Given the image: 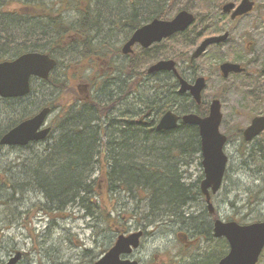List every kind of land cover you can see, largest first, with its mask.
Here are the masks:
<instances>
[{
    "label": "trees",
    "instance_id": "obj_1",
    "mask_svg": "<svg viewBox=\"0 0 264 264\" xmlns=\"http://www.w3.org/2000/svg\"><path fill=\"white\" fill-rule=\"evenodd\" d=\"M206 1L212 5L219 0ZM89 3L90 0H0V61L26 51L51 54L62 36L72 33L70 16L79 25L76 33L87 36L90 30L85 28L86 23L96 17ZM111 9L105 12L114 18H126L114 7V11ZM82 44L84 47V41ZM78 100L80 96L69 76L60 77L55 70L45 81L31 79L28 95L0 98V137L44 106H50L52 111L58 109L56 117L60 118L52 120L51 131L42 142L24 147L0 145V151L18 153L12 160L0 154V236L1 231L11 228L16 221L11 202L18 206L26 193L34 191L43 200L26 208L25 213L64 217L68 208L76 206L114 234L122 232L123 224L130 218L141 228L152 227L153 232L160 225H176L175 233L178 228L187 227L193 239L204 243L205 251L216 247L214 253L204 252L210 256L205 264L221 259L228 249L226 240L213 237L210 222L205 218L181 210L187 206L188 199H202L198 185L202 175L196 183L189 184L181 180L183 175L178 169L180 165H190L195 157L201 158L197 127L182 124L178 127L181 133H161L151 127L150 132L145 126L132 125L129 119L123 123L109 120L105 126L100 101L90 100L89 107ZM120 128L122 133L117 134ZM37 145L42 147L37 149ZM246 154L250 162L259 164L256 171L264 174V149L248 147ZM95 172L98 175L92 177ZM260 181L261 186L255 189L253 201L248 200V205L259 202V194L264 193V177ZM104 192L107 202L100 199ZM120 198L128 202L120 206ZM197 219L201 222L197 223ZM106 242L103 240L97 246L100 254L111 244ZM99 253L89 257L88 264ZM263 261L264 250L258 264Z\"/></svg>",
    "mask_w": 264,
    "mask_h": 264
},
{
    "label": "flooded vegetation",
    "instance_id": "obj_2",
    "mask_svg": "<svg viewBox=\"0 0 264 264\" xmlns=\"http://www.w3.org/2000/svg\"><path fill=\"white\" fill-rule=\"evenodd\" d=\"M174 1H149L147 5L143 6H140L139 2L133 3L131 16L117 17L113 27L112 23L107 24V26H111L109 29L115 30L118 34L123 33V27L126 29L120 40H116L115 43L110 41L111 39L108 37L106 38L107 34L100 38L95 31L94 24L90 27L87 36L75 32L63 35L68 36L70 41L67 46L62 44L60 49L58 48L59 51L68 52V47L69 51L71 50L70 60L74 64L73 68H86L87 71L86 74H83L84 78H82V74L78 75L77 72L69 77V82L80 96L78 102L83 101L91 107L90 100L100 101L104 111L102 121L105 126L109 120L114 119L118 123H123L124 118H126L134 126L149 125L161 133H181L183 131L178 127L184 124L182 121L184 115L194 114L201 118L206 117L209 114L210 103L217 99L222 114L219 130L227 137L225 145L229 143V138L231 140L232 137H236L246 146L252 147L250 146L252 142L264 135L263 130L249 142H245L243 139V131L251 124L253 118L264 114V33L258 32L257 28L252 32L245 31V29L235 31L236 27L233 22L241 20L254 11L257 7L255 0H252L253 7L249 12L234 18L231 17V12L241 0L221 2L219 11L224 17L215 18L208 14L195 16L190 12L194 16V20L185 30L172 33L159 41H153L147 47L135 42L126 48L127 42L139 27L154 19L169 21L180 11H188L182 6L178 7ZM227 2L234 4L230 13H224L221 9L222 5ZM120 14L122 15L121 12ZM225 16L226 19L228 18V23L224 22ZM260 19L264 25V16ZM223 34L226 35L223 40L209 43L201 53L195 56V52L202 41ZM82 41H84V47ZM50 56L53 58L52 55ZM54 59L56 65L53 68L56 69L59 62L55 57ZM159 62H163L160 68H174L176 72L172 69H159L149 72V69L155 68ZM227 63L236 66H224ZM221 68H242V71H232L223 75ZM34 78L40 81L44 80L38 77ZM199 78H203L204 87L200 92V99L197 101L189 89L180 91V79L192 86ZM214 78L220 79L227 85L210 94H205L207 83ZM105 88L107 89V96H105ZM81 90L83 91L81 92ZM238 92V99L243 104L241 105L243 111L236 110L234 116H225L222 110L226 97L229 93L235 95ZM143 94H145L146 99H143ZM130 98H135V101H129ZM49 108L46 122L53 112L50 106ZM165 111H171L178 117L177 125L173 129L158 130L156 126ZM55 115H58V109L55 110ZM242 115L244 117L241 123L234 124L235 120H239ZM54 119L60 118L55 116ZM47 125L51 126L49 123ZM122 130V128L118 129L117 134L122 133ZM181 180H187V178L182 176ZM199 197L202 198V195ZM196 200L199 201L195 198L190 199L187 206L181 210L192 214L197 213V217H202L205 211L208 213L207 207L206 210L202 207L200 211L194 212L198 210ZM205 219L210 222L212 230L214 218L209 215L208 219L206 217ZM139 229L143 231L139 238V246L132 249L130 253L121 255V258L135 260L138 264H146L147 261L142 263L140 258L135 256V253L144 237L153 234V230L147 231L140 227L133 230L123 229L119 234L128 235ZM176 237L182 246V251L177 253L174 259L169 258L163 264H204V252H215L216 247H212L213 244L208 245L212 247L211 250L209 247L206 251L197 248L199 243L193 239L194 237L187 227L178 228ZM113 242L111 241V244ZM192 251L194 254L191 253ZM153 260L154 257L148 260L147 264H154L151 262Z\"/></svg>",
    "mask_w": 264,
    "mask_h": 264
},
{
    "label": "rangeland",
    "instance_id": "obj_3",
    "mask_svg": "<svg viewBox=\"0 0 264 264\" xmlns=\"http://www.w3.org/2000/svg\"><path fill=\"white\" fill-rule=\"evenodd\" d=\"M98 1L99 2L97 3H100V6H98L96 10L100 12V15L97 18L96 24L94 23L95 31L100 38L107 34L106 38L108 37L111 39L110 41L115 43L116 40H120L126 29L123 27V33L121 32L119 34L115 30L109 29L111 26H107V24L112 23L113 27L114 24H116L113 21H116L117 17L114 18V16L105 12V10H102V6L108 2L107 4L112 7L111 10L114 11L115 9V11L121 12L125 17H129L131 16L133 3L139 2L140 6H143L147 5L150 0ZM162 1L173 2L174 0ZM224 1L225 0H219L217 4L213 3L212 5L206 0H175L174 2L178 7L182 6L195 16H203V14L205 15V13H207L212 17L218 18L224 17V15L220 14V7L217 8V5L219 6V4ZM255 2L257 7L254 11L244 16L241 20L233 22V25L236 27L235 31L245 29V31L252 32L257 28L258 32L264 33V25H262L260 19L264 16V0H255ZM207 5L209 7L205 8V12L204 6ZM210 5L213 6L212 9H210ZM120 8L121 11H119ZM70 18V22L73 23L74 19H72L71 16L69 19ZM227 19L225 16V23H228ZM69 41L68 36H63L57 50L51 53V55L59 62L58 68L55 69V74L60 77L67 74L71 77L77 72L78 75L82 74L81 76L84 78L83 74H86V68H73L74 64L70 60L72 56L70 55L71 50L69 51L67 47L68 52L59 51L60 46H62V44L63 46H67ZM226 85L227 84L221 82L220 79L214 78L207 83V89L204 93L210 94ZM82 91L83 90H81V92ZM104 91L105 96H107V89L105 88ZM238 96L239 92L235 95L229 93L226 97V101L223 105L224 108L222 110V113L225 116H234L236 110L243 111V109H241V105L243 104L239 102ZM130 99L131 100L129 101L131 102L135 101V98ZM143 99H146L145 94H143ZM55 116V111H53L49 115L47 122L50 124ZM243 117L244 116L242 115L239 120L236 119L234 124H240ZM250 146L252 147H249V149L255 148V150H263L264 135L258 137ZM41 147L42 145L36 146L37 149H40ZM247 150L248 146L243 145L236 137H232L231 140L229 138V143L225 145L224 151L227 155L228 162L222 186L219 191L211 196V202L215 210V213L212 215L213 218H219L223 221L233 220L240 224H248L264 220V193L259 194V202L252 204L253 206L250 204L248 205V200L253 201V193L255 189H258L259 186H261L260 179L261 177H264V174L261 175L256 171L259 164L250 162L249 157L246 154ZM14 152L15 151L3 149L0 151V154H3L4 158L12 160L18 154ZM199 163L200 159L195 157L190 165H180L178 168L182 175L185 178L187 177V180H185L186 183H196L197 179L203 174L202 167ZM251 169H253V171ZM262 173H264V170ZM97 175L98 173L95 172L92 177ZM100 196L102 202H107L105 192L101 193ZM42 200V197L38 193L31 191L25 194L18 206H15V201L11 202V208L17 212H14L16 221L11 228L1 231L0 264H7L9 258L14 255V251H21L23 254L21 260L17 262V264H88L87 261L90 259L89 257H93L94 254L99 253L97 246H99L103 240H107V242L114 241L117 234L107 231L106 226L99 220H96L93 216H85L84 211L78 210L76 206L68 208V214L64 217H55L52 215L51 217L53 218H51L39 213H32V211L30 213L24 212L26 208H29L34 203H41ZM120 200V206L128 202L126 198H120ZM196 202L198 210L194 212L200 211L202 207L203 209L206 208L203 200H196ZM17 214L21 217L17 216ZM196 214L197 213H194L193 215L196 216ZM202 217L208 219L209 213L205 211L202 214ZM202 217L199 216L198 218ZM253 218L259 219L252 220ZM135 221L136 220L130 218L128 222L126 221L123 224V226H125L123 228L128 230L140 228V226L136 225ZM200 222V219H197V223ZM175 226L171 227L167 225V227H165L160 225V227L155 228L153 235L151 234L152 236L146 235L141 241L142 243L136 251L135 256L140 258L142 263L146 261L149 262L148 260H151V258L154 257V260L151 261L154 264H163L166 260L168 261L169 258L174 259L177 253L182 251V246L175 237V229L177 228H175ZM143 229L148 231L153 228L146 227ZM216 245L217 244L215 243V246ZM204 247L205 245L202 241L197 245V248L205 251ZM191 253L194 254V251ZM38 258H40L39 263H37ZM203 258L205 264L208 263L210 256L207 257V255L204 254ZM259 264H264V261Z\"/></svg>",
    "mask_w": 264,
    "mask_h": 264
},
{
    "label": "water",
    "instance_id": "obj_4",
    "mask_svg": "<svg viewBox=\"0 0 264 264\" xmlns=\"http://www.w3.org/2000/svg\"><path fill=\"white\" fill-rule=\"evenodd\" d=\"M253 7L252 0H241V2L231 12L234 18L249 12ZM234 8L232 2L224 3L222 12L230 13ZM194 20V16L189 11H180L172 20L154 19L139 27L126 44V48L135 42L141 43L144 47L153 41H159L175 32L185 30ZM221 36L209 37L202 41L195 52L197 56L212 42L221 41L225 38ZM56 65L54 58L44 52H24L13 59L0 61V97L15 98L22 97L30 91V78L32 76L47 79L50 71ZM163 62H159L152 70L172 69L160 68ZM236 66L229 63L224 66ZM223 75L229 72H241L242 68H221ZM264 73V70H263ZM180 91L190 90L193 97L199 101L200 92L204 87L203 78L196 80L190 86L180 79ZM49 107L40 109L33 116L22 120L17 125L9 129L0 137V145L4 146H24L32 141L44 139L50 131L49 127H44L45 119L49 113ZM220 103L213 100L209 106V114L206 117H199L194 114L184 115V123L196 125L199 133L201 166L203 178L200 181V190L205 197V203L209 213L214 209L210 201L211 193H216L221 184L227 164V155L224 152L226 136L219 130L221 121ZM177 116L171 111H167L159 120L156 128L158 130L173 129L177 125ZM264 130V114L253 118L251 124L243 131V139L246 142L253 140ZM215 238H225L229 249L216 264H256L264 248V220L248 224H240L236 221H223L215 219L212 227ZM142 231L138 230L128 235L120 234L116 237L114 244L103 253L93 264H138L135 260L123 259L121 255L128 254L139 246V238ZM21 257V251H16L9 258L7 264H15Z\"/></svg>",
    "mask_w": 264,
    "mask_h": 264
},
{
    "label": "bare ground",
    "instance_id": "obj_5",
    "mask_svg": "<svg viewBox=\"0 0 264 264\" xmlns=\"http://www.w3.org/2000/svg\"><path fill=\"white\" fill-rule=\"evenodd\" d=\"M97 2H99L98 0H90V7H92L91 8V10H92V12H94L95 13V15H96V17L90 22V23H88V24H86V26H85V28H87L88 30H90L91 28V26H92V24H94L96 21H97V18L99 17V15H100V12H98L97 10H96V8L98 7V6H100V3L98 4ZM82 3H85V2H82ZM108 2H106V4H104L103 6H102V10H106L107 8H112L110 5H108L107 4ZM122 8V7H121ZM70 12V11H69ZM75 22V21H74ZM70 23V26L72 27V28H70V32H75L76 33V27L77 26H79L78 25V23L77 22H75V23ZM148 101V100H147ZM166 113V111L161 115V117L164 115ZM48 116V115H47ZM161 117H160V119H161ZM146 127V129L145 130H147V131H152L151 130V127L152 126H149V125H146L145 126ZM169 130V129H168ZM182 181H185V180H182ZM189 200L190 199H188V201L187 202H189ZM166 227V226H165ZM153 235V234H152ZM151 234H149L148 236H152ZM205 254V253H204Z\"/></svg>",
    "mask_w": 264,
    "mask_h": 264
}]
</instances>
